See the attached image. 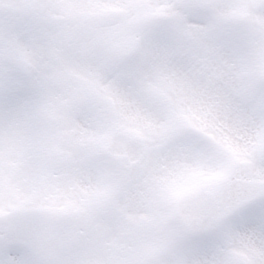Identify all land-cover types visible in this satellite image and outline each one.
Returning a JSON list of instances; mask_svg holds the SVG:
<instances>
[{
	"label": "snow or ice",
	"instance_id": "obj_1",
	"mask_svg": "<svg viewBox=\"0 0 264 264\" xmlns=\"http://www.w3.org/2000/svg\"><path fill=\"white\" fill-rule=\"evenodd\" d=\"M0 264H264V0H0Z\"/></svg>",
	"mask_w": 264,
	"mask_h": 264
}]
</instances>
